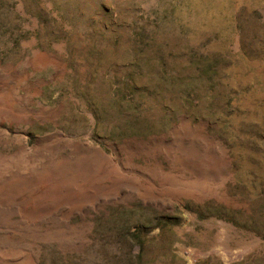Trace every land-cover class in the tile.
<instances>
[{
	"label": "rangeland",
	"instance_id": "obj_1",
	"mask_svg": "<svg viewBox=\"0 0 264 264\" xmlns=\"http://www.w3.org/2000/svg\"><path fill=\"white\" fill-rule=\"evenodd\" d=\"M0 264H264V0H0Z\"/></svg>",
	"mask_w": 264,
	"mask_h": 264
}]
</instances>
